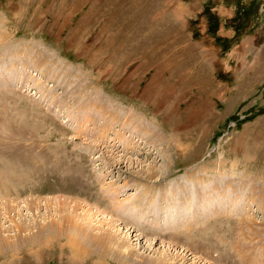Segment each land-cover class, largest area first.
<instances>
[{
  "label": "rangeland",
  "instance_id": "obj_1",
  "mask_svg": "<svg viewBox=\"0 0 264 264\" xmlns=\"http://www.w3.org/2000/svg\"><path fill=\"white\" fill-rule=\"evenodd\" d=\"M98 258L264 264V0H0V264Z\"/></svg>",
  "mask_w": 264,
  "mask_h": 264
},
{
  "label": "bare ground",
  "instance_id": "obj_2",
  "mask_svg": "<svg viewBox=\"0 0 264 264\" xmlns=\"http://www.w3.org/2000/svg\"><path fill=\"white\" fill-rule=\"evenodd\" d=\"M124 85V84H123ZM147 88V87H146ZM146 90V89H145ZM145 90H143L142 92L144 93V91ZM143 95V94H142ZM142 95H140V96H142ZM140 98V97H139ZM165 116V115H164ZM166 121V120H165ZM97 177V176H96ZM101 178V177H100ZM87 181V180H86ZM103 188V187H102ZM107 188V187H106ZM106 191V190H105ZM102 192H103V189H102ZM109 193H111V192H109ZM104 194V193H103ZM118 194V193H117ZM107 197V196H106ZM112 197V199H115L116 198V196H115V193L114 192H112V194H110L109 195V197L108 198H111ZM136 199V198H135ZM114 202V201H113ZM117 202V201H116ZM98 204H100V205H104L103 207H104V210H103V212H100V210H99V215H102V216H104V217H110L109 219H110V221H112L113 223H115L114 224V227H115V229H116V227L117 226H119V225H121V226H123L121 229H124V231H125V233H127V234H130L131 233V230H132V228H133V230L134 231H136V235H135V237H137V238H139V231L138 230H140V232H142L143 230H146V227L144 226V228H143V226H142V224L141 223H145V221H146V218L144 217L143 218V215H144V212L145 211H143L141 208H142V206H143V204H139L138 202H135V201H131V199L130 200H128V201H122V203H121V205H122V207H123V209H122V213H119V209H118V207H119V205H116L115 207H114V205H113V207L111 206V208L108 206V202L104 199V198H102V197H98L97 198V205ZM116 204V203H115ZM125 205H126V207H125ZM191 206V205H190ZM98 207V206H97ZM187 208V207H186ZM101 209V208H100ZM134 209H137V210H134ZM187 211V210H186ZM142 212V213H141ZM189 212V211H188ZM102 213H106L105 215H103ZM128 213V214H127ZM140 213V214H139ZM109 214H111V215H109ZM112 214L113 215H118V217L119 218H117V219H114L113 217H112ZM191 214V213H190ZM93 215H95V214H93ZM133 215H138L139 216V218H140V220L141 221H139V222H135V221H132L131 219H129V217H131V216H133ZM98 216V215H97ZM145 216V215H144ZM94 217V216H93ZM85 221V220H84ZM158 221L160 222L161 220H160V218H158ZM176 221V220H175ZM174 221V222H175ZM221 222V221H220ZM176 223H177V221H176ZM87 224V227H86V230L88 229V227L90 228V224L89 223H86ZM222 225V224H221ZM111 228H113V225H112V227ZM153 229H156V227L155 228H153ZM159 229H161V230H164V229H169V227L168 226H162L161 225V227H159ZM190 230V229H189ZM79 232H81V229H79ZM132 233H133V231H132ZM142 233H144V232H142ZM147 233H151V234H156V235H158L159 236V234L160 233H162V232H157V230L156 231H150V229H148V231H147ZM115 234V233H114ZM210 235H212V233H210ZM210 235H208V236H203V235H201V238L200 239H202L201 241H199V243H198V245H199V249H204L206 246L205 245H207L208 244V242L205 244V243H203V241H204V239L206 238V237H208L207 238V240H209V242H210ZM133 235H131V237H132ZM190 238V237H189ZM116 239V237L114 238L113 237V240H115ZM185 239V238H184ZM194 239V238H193ZM195 240V239H194ZM116 241V240H115ZM190 241V240H189ZM117 242V241H116ZM126 242V240H122V243H125ZM188 242V241H187ZM186 242V243H187ZM195 243H196V241H195ZM68 244H69V247H70V250H69V252H70V259H68L69 261H71V262H73L74 260H75V258H77L78 256H80V255H82V256H84L86 253L84 252V251H82L81 249H79V246H78V249H75V250H73L75 247H77V243L76 242H74L73 240H71V241H69L68 242ZM119 246V245H118ZM181 247V246H180ZM207 247H208V245H207ZM183 249V248H182ZM205 250V249H204ZM61 254V253H60ZM102 258H104L103 256H101ZM185 257L186 256H182L181 258L184 260L185 259ZM87 258V257H86ZM80 259V258H79ZM95 261V260H94ZM94 261H92L90 264H106L101 258H98V259H96V261L94 262ZM87 262H89V261H87ZM183 262V261H182ZM108 264V263H107Z\"/></svg>",
  "mask_w": 264,
  "mask_h": 264
}]
</instances>
